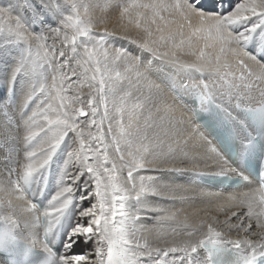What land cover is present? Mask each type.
I'll list each match as a JSON object with an SVG mask.
<instances>
[{
    "label": "snow or ice",
    "instance_id": "snow-or-ice-1",
    "mask_svg": "<svg viewBox=\"0 0 264 264\" xmlns=\"http://www.w3.org/2000/svg\"><path fill=\"white\" fill-rule=\"evenodd\" d=\"M0 20V114L22 145L0 157V264H264V0H9ZM217 95L258 178L211 146Z\"/></svg>",
    "mask_w": 264,
    "mask_h": 264
},
{
    "label": "bare ground",
    "instance_id": "bare-ground-1",
    "mask_svg": "<svg viewBox=\"0 0 264 264\" xmlns=\"http://www.w3.org/2000/svg\"><path fill=\"white\" fill-rule=\"evenodd\" d=\"M97 2L102 3V0H97ZM8 3L9 2L7 0H0V7H7L8 6ZM99 14H100V12H99V10H97V15H99ZM0 24H4V21L3 20H0ZM96 31H98V32L99 31H103V25H101L98 29H96ZM117 46H119V43L117 44ZM207 51H213V50L212 49H208ZM4 54L6 55V57L8 59H11L12 58V55H14L15 53H14V50L5 49L4 50ZM120 71L122 73L123 72V69L121 68ZM113 78L115 79V73H113ZM154 78H156V77L154 76ZM118 84H119V81H117V85ZM86 91H87V89H85V92ZM166 92H167V88H166ZM180 92L182 94H185V95H190V94L184 92L183 90H180ZM141 94L143 96H147L148 95L147 87H142L139 91H135L134 90V94H133L131 100H129V102H128L129 103V106H131L135 102L136 96L137 95H141ZM171 98H172V93L169 92L167 94V97H166L168 103H171ZM157 102L158 103L160 102L159 98H158ZM180 104L182 106V109L185 112L184 119L187 120L188 119V114H187V109L188 108H187L185 102L180 101ZM179 115H180V113H177V116L178 117H179ZM16 119L18 120V117ZM5 120H6V118L2 114H0V157H3L4 155L7 154V155H9L10 159L12 161H14L16 159L17 149L19 147H21L22 145L18 144L16 140H14V139H12L10 137H6L4 135ZM10 127L12 128V131L15 132L14 126H11L10 125ZM201 131H202V129H201ZM200 143H201V148H200V152L201 153H207L208 155H213L209 151V146H208V144L206 142H200ZM211 146L212 147H215L214 144H213V142H212V145ZM20 155H21V158H22V153ZM6 177H7V172L0 170V178H6ZM54 185H55V181L53 180L52 181V186L54 187ZM241 190L247 191V188H242L239 191H241ZM185 207H187V206H185ZM188 211L189 212H193V211H195V209H188ZM18 215H21V218H23L22 214H18ZM0 219H2V218H0ZM13 219H15V217H13ZM194 222H195L194 220L190 221V223H194ZM140 223L144 225V227H140V230H143L144 228H150L152 226V224L155 223V221H153V220H144V221H141ZM138 227H139V225H138ZM148 233H149V235H148ZM148 233L142 232V235L144 237H147V239L153 245H156V244H159V243L162 244V242L158 239V237H157V235H156L155 232H148ZM150 233H152V234H150ZM168 239L171 240L172 237H168ZM177 239L179 241V240L184 239V237L183 236H178V237H176V240ZM162 246H163V244H162Z\"/></svg>",
    "mask_w": 264,
    "mask_h": 264
},
{
    "label": "rangeland",
    "instance_id": "rangeland-1",
    "mask_svg": "<svg viewBox=\"0 0 264 264\" xmlns=\"http://www.w3.org/2000/svg\"><path fill=\"white\" fill-rule=\"evenodd\" d=\"M8 2H9V0H7ZM49 43H51V41H49ZM216 99L220 102V103H222L220 100H222V98L219 96L218 97V95L216 96ZM222 104H224V103H222ZM224 105H226V104H224ZM153 225V224H152ZM139 231H140V233L142 234V232H146V233H148L147 232V228H144L143 230H140V228H139ZM150 234H152V233H150ZM154 234V233H153ZM148 235H149V233H148ZM147 235V236H148Z\"/></svg>",
    "mask_w": 264,
    "mask_h": 264
}]
</instances>
